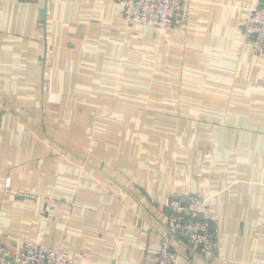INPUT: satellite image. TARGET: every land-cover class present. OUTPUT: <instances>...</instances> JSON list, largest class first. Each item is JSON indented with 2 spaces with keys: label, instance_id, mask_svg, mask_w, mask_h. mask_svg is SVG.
I'll return each instance as SVG.
<instances>
[{
  "label": "crops",
  "instance_id": "obj_1",
  "mask_svg": "<svg viewBox=\"0 0 264 264\" xmlns=\"http://www.w3.org/2000/svg\"><path fill=\"white\" fill-rule=\"evenodd\" d=\"M249 2L190 0L183 28L159 29L127 26L114 0H0V244L154 264L165 200L205 192L216 252L171 238L176 264H264Z\"/></svg>",
  "mask_w": 264,
  "mask_h": 264
},
{
  "label": "built area",
  "instance_id": "obj_2",
  "mask_svg": "<svg viewBox=\"0 0 264 264\" xmlns=\"http://www.w3.org/2000/svg\"><path fill=\"white\" fill-rule=\"evenodd\" d=\"M29 0H18L27 2ZM121 9L122 20L129 27L149 26L159 29L183 28L190 0H114ZM244 45L264 54V0H250L240 24ZM9 181L6 182V186ZM213 203L203 192H173L163 207L167 211L166 235L161 236L152 258L154 264H176L178 253L171 238H180L200 255L216 252L215 217L208 208ZM0 264H79V260L62 249L46 248L23 242L19 246L0 244Z\"/></svg>",
  "mask_w": 264,
  "mask_h": 264
},
{
  "label": "rangeland",
  "instance_id": "obj_3",
  "mask_svg": "<svg viewBox=\"0 0 264 264\" xmlns=\"http://www.w3.org/2000/svg\"><path fill=\"white\" fill-rule=\"evenodd\" d=\"M178 98H173L174 106H176V110H178Z\"/></svg>",
  "mask_w": 264,
  "mask_h": 264
}]
</instances>
